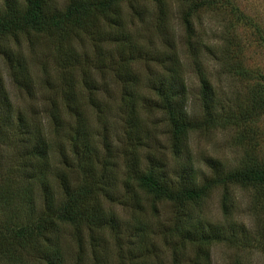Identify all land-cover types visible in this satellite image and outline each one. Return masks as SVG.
<instances>
[{"label": "trees", "instance_id": "16d2710c", "mask_svg": "<svg viewBox=\"0 0 264 264\" xmlns=\"http://www.w3.org/2000/svg\"><path fill=\"white\" fill-rule=\"evenodd\" d=\"M180 1L186 3L179 17L184 27L181 36L194 50L191 17L202 8L223 5L226 0ZM149 2L156 8L155 20L145 9ZM125 9L145 24L155 21L154 26L166 35L168 50L156 49L151 38L132 31ZM168 14V0H0V56L11 80L21 89L33 91V77L24 56L4 48L2 43L15 39L33 45V38L48 43V49H54L61 105L51 97L44 112L56 131L66 123L65 118L69 120L64 139L55 145L42 119L30 120L15 107L0 70V154L9 151L16 162L15 171L9 166L2 167L0 173V211L4 213L0 221V262L72 264L74 259V264H86L84 235L94 251L93 264L103 261L101 252H96L98 247L112 250L107 253L110 258L114 256L116 264H151L154 256L160 258L165 253L171 264H214L213 244L246 246L259 237L264 249V218L259 216L264 215L260 198L264 159L249 153L241 167L227 170L220 162L206 158L208 174L191 163L171 167L164 152L159 151L162 142L156 136L162 123L169 140L166 147L180 158L191 131L218 123L222 117L228 121L235 118L241 125L243 117L264 109V81H258L251 90L247 112L228 110L222 115L213 84L202 78L199 115L184 99L187 88ZM83 38L94 46L92 59L74 45ZM107 47L111 52L103 56ZM150 60L164 66L175 61L178 66L168 68L166 73L149 71L142 76L135 66H146ZM78 68L83 73V88L74 76ZM109 70L119 87L114 97L122 122L118 144L109 129L110 106L101 98L105 96H97L100 88L94 79H103ZM51 83L47 79V84ZM142 87L147 94H141ZM81 89L87 95L84 97L92 117L81 102ZM142 111L159 112L161 117L147 127ZM118 158L124 171L122 191L112 172ZM221 185L256 191L258 196L251 206L261 219V231L254 233L241 219L216 223L198 216L196 205L201 198ZM227 198L225 194L223 210L230 215L234 205L227 203ZM118 205L131 212V220L117 214ZM161 205L172 208L169 216H163ZM63 224L73 228L79 242L77 252L63 248L59 235ZM156 238L163 239L169 253L156 252L161 244Z\"/></svg>", "mask_w": 264, "mask_h": 264}, {"label": "rangeland", "instance_id": "374dc122", "mask_svg": "<svg viewBox=\"0 0 264 264\" xmlns=\"http://www.w3.org/2000/svg\"><path fill=\"white\" fill-rule=\"evenodd\" d=\"M147 4L145 9L148 12L151 11L152 19L155 20L156 8L150 2ZM168 8L169 30L174 32L176 38L175 53L178 56L179 66L182 68L180 72H182L187 88L184 99L188 102V106L195 109L199 115L202 114L198 100L200 99L201 80L206 78L214 86L218 110L222 115L228 110L236 114L247 112L251 90L258 81H264V0H226L223 5L219 3L216 6L205 7L194 13L191 17L195 35L193 40L194 50L184 43V38L181 36L184 33V27L180 24L179 17L180 13L183 12L182 10L186 8V3H182L180 0H168ZM125 15L132 31L139 32L141 36L147 37V40L151 38L156 49L168 50L166 35L159 30L160 28L154 26L155 21L148 20L145 24L140 19H133L129 10L126 9ZM33 42L35 44L31 45L29 41L24 40L20 44L17 40L11 39L2 43L4 48L22 53L24 56L33 77V91L31 93L14 84L1 56L0 70L5 76L6 85L15 107L23 110L30 120L42 119L45 132L48 133L50 139L56 145L64 139L63 136L68 130L69 120L65 118L66 123L56 131L52 121H49L44 112L45 106L50 105L48 102L52 100L51 97H54L56 103L61 105L58 97L61 95L57 88L58 73L55 72L53 67L54 49H48V43L43 40L33 38ZM74 45L79 53H87L89 58H93L95 54L94 46L88 39H78ZM110 52L109 47L105 48L103 56H109ZM169 62L170 64L166 63V66H164L150 60L146 66L137 64L135 68L142 76L149 71L158 74L166 73L168 68L178 66L175 61L174 64L173 61ZM46 67H48V70ZM74 76L79 87L83 88V73L79 68L74 71ZM112 78L111 70L103 79L99 76L94 77L100 88L97 96H105L101 98L108 102L111 107L108 110L110 112L108 117L110 119L109 129L113 134L111 138L115 144H118L122 122L118 114V101L114 97L118 96L119 87ZM47 79H50L52 83L47 84ZM140 91L143 95L148 93V90L144 87L140 88ZM79 92L83 96L81 102L84 108L90 112V106L84 97L87 96L86 93H83L82 89ZM141 114L142 121L147 127H151L155 120L161 117L159 112L142 111ZM62 115L65 117L64 114ZM241 120L244 125L242 123L238 125L237 122L240 121L235 118L228 121L225 117H222L218 123L191 131L187 145L178 159L166 147L169 140L164 135V125L160 123L159 131H156V136L160 139L159 142H162L159 151L164 152V156L171 167L191 163L196 169L207 174L210 170L205 167L206 158H212L220 162L227 170L241 167L249 153L264 159V109H257L252 116L247 115ZM92 124L95 126L96 122L93 120ZM154 142L157 143L152 141L151 144H154ZM12 159L9 151H3L0 154V173L2 167L8 168L9 166L15 171L16 162ZM119 162L112 168V172L119 182V190L122 191L120 181L124 177V171L120 159ZM255 192V190L241 186L221 185L215 187L203 196L196 205L197 214L199 217L216 223L241 219L245 221L250 230L253 228L254 233H258L261 231L263 224L259 221L257 211L252 209L251 206L254 197L258 196ZM225 194L228 196L226 202L234 205L230 215H227L223 210ZM260 198L264 202V191ZM160 208L163 216H169L172 210L170 206L166 205H161ZM115 209L117 214L124 220L132 219L129 210L119 205ZM3 216L4 213L0 211V221L4 220ZM259 216L264 218L261 213ZM59 232L61 244L65 251L77 252L79 242L74 235L73 228L63 224ZM156 240L161 243L158 245L156 252H163L164 250V252L169 253L168 249H165L163 239L156 238ZM84 241L86 242V264H93L92 252L94 251L87 235H84ZM101 241H103L102 238ZM261 244L262 239L260 237L257 242L252 240V244L246 246L232 245L227 242L215 243L212 245L214 264H264V249ZM96 252H101L102 264H116L113 259L114 256L110 258L107 253L113 252L112 250L98 247ZM74 262L75 260L72 259L71 263L74 264ZM0 264L9 263L1 261ZM151 264H171L170 256L166 253L162 254L160 258L154 256Z\"/></svg>", "mask_w": 264, "mask_h": 264}]
</instances>
